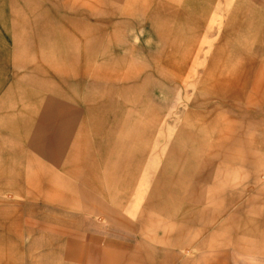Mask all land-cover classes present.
<instances>
[{
	"label": "rangeland",
	"instance_id": "rangeland-1",
	"mask_svg": "<svg viewBox=\"0 0 264 264\" xmlns=\"http://www.w3.org/2000/svg\"><path fill=\"white\" fill-rule=\"evenodd\" d=\"M233 6L0 0V100L10 92L28 103V134L17 133L18 145L28 146V156L48 144L59 152L57 170L79 181L86 212L107 204L136 220L144 207L172 205L178 222L195 226L203 205L234 202L233 166L254 159L251 187L259 189L264 47L250 50L252 41L227 34L237 22ZM45 96L66 108L48 122L39 101ZM60 123L61 152L55 148ZM84 233L97 249L131 236L102 221Z\"/></svg>",
	"mask_w": 264,
	"mask_h": 264
},
{
	"label": "crops",
	"instance_id": "crops-1",
	"mask_svg": "<svg viewBox=\"0 0 264 264\" xmlns=\"http://www.w3.org/2000/svg\"><path fill=\"white\" fill-rule=\"evenodd\" d=\"M225 2L233 3L237 21L227 34L252 41L250 50L264 47V0ZM4 95L0 100V264H264V183L256 190L251 187L258 174L256 159L233 166V174L239 176L234 202L203 205L195 226L178 222L172 205L144 207L136 220L107 204L86 212L79 181L74 174L57 170L63 158L59 152L48 144L39 148V155L28 156V146L18 145L17 133L28 134V103L10 92ZM39 101L43 122L55 110H66L59 98L45 96ZM62 127L60 123L56 128L58 151L64 140ZM35 164L46 166L32 169ZM101 221L126 229L131 233L129 242H110L102 249L88 245L86 225L96 227ZM240 256L246 260H237Z\"/></svg>",
	"mask_w": 264,
	"mask_h": 264
}]
</instances>
